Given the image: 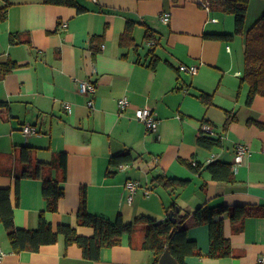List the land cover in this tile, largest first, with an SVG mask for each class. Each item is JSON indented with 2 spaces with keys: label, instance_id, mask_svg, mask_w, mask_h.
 <instances>
[{
  "label": "crops",
  "instance_id": "obj_1",
  "mask_svg": "<svg viewBox=\"0 0 264 264\" xmlns=\"http://www.w3.org/2000/svg\"><path fill=\"white\" fill-rule=\"evenodd\" d=\"M78 2L82 9L43 0H0V65L16 64L0 76V186L11 188L19 228H37L45 212L55 229L67 223L92 235V227L78 224L85 189L90 214L112 221L120 216L136 223L135 230L91 260L78 244L67 246L63 235L38 251L16 253L0 223V264H154V252L141 247L147 223L136 221H162L174 202L188 214L204 204L228 208L224 232L232 254L193 255L187 264H262L264 127L258 121L264 124V96L248 103L249 86L241 76L246 32L263 15L264 0H250L242 33L236 32L235 15L212 0ZM165 11L171 13L168 23L161 18ZM128 22H135V44L122 46ZM16 33L21 42L11 41ZM223 34L232 37H213ZM181 64L198 65L199 71H182ZM81 80L94 82L96 91L82 92ZM123 97L129 104L121 110ZM145 106L159 119L157 131H148L136 117ZM206 121L224 134L220 146L199 143ZM24 125L38 132L26 135ZM239 143L250 151L233 170L234 179L214 177L207 168L212 155L234 164ZM24 147H32L33 160L42 163L67 153L65 195L55 212L47 210L42 179L17 177L25 164ZM125 152L132 161L111 164L113 156ZM193 161L202 165L200 173L185 163ZM52 172L58 174L56 168ZM159 175L189 182L175 189L154 186ZM130 179L140 183L131 201ZM234 209L239 210L236 219ZM186 226L190 238L208 252L209 225L190 215Z\"/></svg>",
  "mask_w": 264,
  "mask_h": 264
},
{
  "label": "trees",
  "instance_id": "obj_2",
  "mask_svg": "<svg viewBox=\"0 0 264 264\" xmlns=\"http://www.w3.org/2000/svg\"><path fill=\"white\" fill-rule=\"evenodd\" d=\"M216 1L221 9L232 13L236 17V32L242 33L245 28L246 15L250 0H212ZM47 4H58L77 6L82 9L78 0H43ZM4 16V15H3ZM135 22H128L120 38V44L134 45ZM151 39L150 31L146 34ZM20 33L11 36L12 42H21ZM218 38H230L231 34L213 35ZM153 40V39H152ZM16 66L14 62L0 65V76L8 73ZM242 83L249 86L248 103H251L257 95L264 96V13L247 30L245 43V61L242 72ZM207 95V94H206ZM208 96V95H207ZM206 96V97H207ZM3 105V102H0ZM226 120L224 128L229 125ZM208 122V121H206ZM258 124L264 127L262 122ZM199 143L205 147H215L222 144V137H209L201 135ZM32 147H24L22 158L25 162L17 177L40 178L43 180V194L47 201V210L55 212L58 210V203L65 195V188L62 184L67 179L68 156L66 152H59L50 163L34 161L32 158ZM133 160L129 152L115 155L111 158L112 165H119L122 162ZM194 172L200 173L202 165L198 162H185ZM56 168L58 174L52 172ZM207 168L211 170L216 178L233 180V164L222 162L219 159L211 161ZM158 184L154 186H165L167 188H179L185 186L189 180L180 178H170L166 175H159L154 178ZM11 188L0 186V223L7 229L8 236L14 252L20 253L24 250L38 251L42 246L55 243L60 236H64L66 245L78 244L83 249L84 257L91 260H98L101 257L103 248L121 245L126 235H131L136 223H125L119 216L116 221L105 217L92 215L87 209V193L83 189L81 193V203L78 211V224L90 226L94 229L92 235H82L76 226L67 223H60L55 229L46 220L45 212H41L39 225L35 229L19 228L14 221V207L11 202ZM227 206H209L207 204L199 206L192 213H184L181 207L172 203L168 207V217L158 221L152 217H141L136 222L144 220L147 225L143 229L141 247L152 250L155 254V263L158 264L160 257L169 249L172 255L180 264H187V258L193 255H208L222 258L232 254V244L224 232V214L227 213ZM239 210L232 211V218L239 217ZM190 215L197 223H206L210 227V248L208 252H203L198 243L190 238L186 222Z\"/></svg>",
  "mask_w": 264,
  "mask_h": 264
},
{
  "label": "built area",
  "instance_id": "obj_3",
  "mask_svg": "<svg viewBox=\"0 0 264 264\" xmlns=\"http://www.w3.org/2000/svg\"><path fill=\"white\" fill-rule=\"evenodd\" d=\"M206 5H208V3H206ZM161 18L164 22L168 23L171 18V13L169 11H165L164 13L161 14ZM66 25H68L67 22L62 23V26H66ZM179 67H180V70L187 71L191 74H197L199 71L198 65L181 64ZM80 89L84 93L92 94L96 91V84L89 80H81ZM128 104H129L128 97H123L122 99H120L121 110L126 108ZM136 117L146 125L148 131H157L158 126H159V119L157 118V116L155 115L151 107L145 106V107L138 108L136 110ZM22 131L26 135L35 134L38 132L37 129L31 125H24ZM200 134L203 136H209V137H219V136H221L222 138L224 137V134L218 133L216 129L214 128V126L208 122H204L202 124L201 129H200ZM236 150H237V153H236L235 161L233 164V170H236L238 165H241L243 163L245 156L250 151L248 145L244 143L237 144ZM217 158H218L217 155L213 154L209 161L211 162ZM193 163L196 164L195 161H193ZM121 167L123 168L125 167V165L122 164ZM139 186H140V183L136 180L130 179L126 182V188L130 192V195H129L130 201L133 199L134 193L137 191ZM260 262L264 264V258H262Z\"/></svg>",
  "mask_w": 264,
  "mask_h": 264
},
{
  "label": "water",
  "instance_id": "obj_4",
  "mask_svg": "<svg viewBox=\"0 0 264 264\" xmlns=\"http://www.w3.org/2000/svg\"><path fill=\"white\" fill-rule=\"evenodd\" d=\"M169 216L172 217L173 213H170ZM158 264H180V263L172 255L171 251L169 249H166V251L160 257Z\"/></svg>",
  "mask_w": 264,
  "mask_h": 264
}]
</instances>
